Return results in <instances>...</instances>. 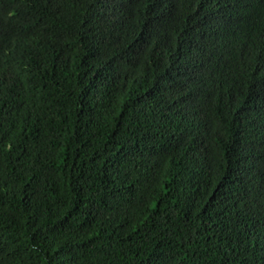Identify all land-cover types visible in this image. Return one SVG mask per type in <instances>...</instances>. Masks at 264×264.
<instances>
[{
	"label": "trees",
	"instance_id": "1",
	"mask_svg": "<svg viewBox=\"0 0 264 264\" xmlns=\"http://www.w3.org/2000/svg\"><path fill=\"white\" fill-rule=\"evenodd\" d=\"M0 264H264V0H0Z\"/></svg>",
	"mask_w": 264,
	"mask_h": 264
}]
</instances>
